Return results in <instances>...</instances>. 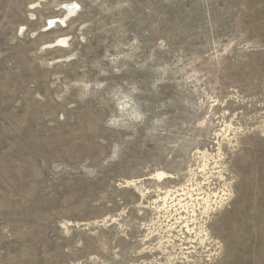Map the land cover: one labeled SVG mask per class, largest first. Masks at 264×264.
<instances>
[{
	"label": "rangeland",
	"instance_id": "obj_1",
	"mask_svg": "<svg viewBox=\"0 0 264 264\" xmlns=\"http://www.w3.org/2000/svg\"><path fill=\"white\" fill-rule=\"evenodd\" d=\"M0 264H264V0H0Z\"/></svg>",
	"mask_w": 264,
	"mask_h": 264
},
{
	"label": "bare ground",
	"instance_id": "obj_2",
	"mask_svg": "<svg viewBox=\"0 0 264 264\" xmlns=\"http://www.w3.org/2000/svg\"><path fill=\"white\" fill-rule=\"evenodd\" d=\"M62 47V46H61Z\"/></svg>",
	"mask_w": 264,
	"mask_h": 264
}]
</instances>
